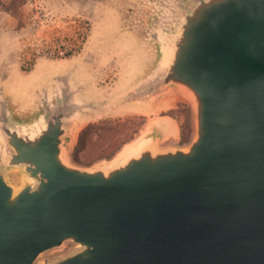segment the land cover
<instances>
[{
    "label": "water",
    "instance_id": "obj_1",
    "mask_svg": "<svg viewBox=\"0 0 264 264\" xmlns=\"http://www.w3.org/2000/svg\"><path fill=\"white\" fill-rule=\"evenodd\" d=\"M152 37L146 94L184 91L192 140L83 168L68 94L30 123L0 112V264H264V0H177ZM67 241L80 249L39 261Z\"/></svg>",
    "mask_w": 264,
    "mask_h": 264
},
{
    "label": "rangeland",
    "instance_id": "obj_2",
    "mask_svg": "<svg viewBox=\"0 0 264 264\" xmlns=\"http://www.w3.org/2000/svg\"><path fill=\"white\" fill-rule=\"evenodd\" d=\"M176 1L26 0L18 16L0 9V112L30 123L68 94L77 111L66 158L83 168L108 166L117 154L99 159L104 146L93 143L81 152L89 163L72 159L81 130L101 120H112L116 134L106 147L120 146L126 136L128 142L157 137L160 147L185 146L195 132L190 97L179 90L146 94L160 59V41L152 34L162 33ZM59 48L68 53L43 54ZM9 180L18 184L20 176ZM79 249L67 241L39 261H58Z\"/></svg>",
    "mask_w": 264,
    "mask_h": 264
},
{
    "label": "trees",
    "instance_id": "obj_3",
    "mask_svg": "<svg viewBox=\"0 0 264 264\" xmlns=\"http://www.w3.org/2000/svg\"><path fill=\"white\" fill-rule=\"evenodd\" d=\"M26 0H0V9L14 15L18 16L21 8L25 5ZM112 120L106 119L101 120L97 123H89L86 127H84L80 134L76 145L73 148L71 153L72 159L76 163H89L90 160L81 155V152L87 147L89 144H96L100 146H104L101 150V154L98 156L99 159L102 158H112L121 147L128 142V137L122 140L120 146H112L106 147V142L110 141L114 138L115 129L110 124H112ZM184 140H187V137L184 134Z\"/></svg>",
    "mask_w": 264,
    "mask_h": 264
},
{
    "label": "bare ground",
    "instance_id": "obj_4",
    "mask_svg": "<svg viewBox=\"0 0 264 264\" xmlns=\"http://www.w3.org/2000/svg\"><path fill=\"white\" fill-rule=\"evenodd\" d=\"M165 56L164 59L161 62V67H164L167 65L168 63V59H169V51L166 49L165 50ZM42 74H39L37 76H33L32 77V81H36L38 79H40L42 76ZM18 75H15V80L17 79ZM43 122L42 118H39L37 124L34 125V129L37 130L41 123ZM152 140L150 138H143L139 141H135V142H127L126 144H124L121 149L117 152L115 158L113 159L112 163L109 164V166H116L119 165L123 162H125L128 158H130L131 156H134L136 154L139 153L140 149L148 144H151ZM154 147L158 148L160 147V145L157 142H154ZM1 152L4 151V147L2 146L0 149Z\"/></svg>",
    "mask_w": 264,
    "mask_h": 264
},
{
    "label": "built area",
    "instance_id": "obj_5",
    "mask_svg": "<svg viewBox=\"0 0 264 264\" xmlns=\"http://www.w3.org/2000/svg\"><path fill=\"white\" fill-rule=\"evenodd\" d=\"M66 53H68V50L66 48H59L58 52H55V51H53L51 49H48L46 51H43V54L46 55V56H49V57L64 56Z\"/></svg>",
    "mask_w": 264,
    "mask_h": 264
}]
</instances>
